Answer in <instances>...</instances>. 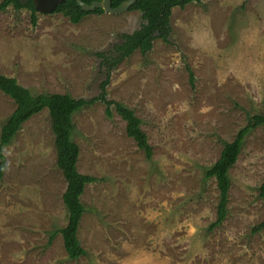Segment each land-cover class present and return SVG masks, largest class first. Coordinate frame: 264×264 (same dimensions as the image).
I'll return each instance as SVG.
<instances>
[{
  "label": "rangeland",
  "instance_id": "374dc122",
  "mask_svg": "<svg viewBox=\"0 0 264 264\" xmlns=\"http://www.w3.org/2000/svg\"><path fill=\"white\" fill-rule=\"evenodd\" d=\"M56 10H0V74L33 95L94 98L105 79L96 55L138 30L142 14L91 13L74 24ZM170 27L168 43L123 60L107 87L141 120L150 160L115 109L108 117L98 102L73 118L78 172L96 179L82 196L86 256L69 259L59 233L67 183L43 110L4 149L0 264H264V229L255 231L264 219V126L229 170L228 216L216 228L220 193L205 177L224 144L264 116V0L193 1L172 10ZM15 109L0 91V135Z\"/></svg>",
  "mask_w": 264,
  "mask_h": 264
},
{
  "label": "trees",
  "instance_id": "16d2710c",
  "mask_svg": "<svg viewBox=\"0 0 264 264\" xmlns=\"http://www.w3.org/2000/svg\"><path fill=\"white\" fill-rule=\"evenodd\" d=\"M81 1L91 4L94 1L102 0ZM125 1L127 0H111V5L113 8H118ZM193 1L199 2L200 0H138L130 11H138L142 14L144 22L140 28L132 34L123 35V41L115 45L109 52H100L96 55L100 59L101 66L105 68V79L99 85L98 96L94 98L74 99L68 94L33 95L27 88L19 85L16 79L0 74V91L16 104L15 111L3 125L0 135V178L3 177L6 168L4 149L12 144L24 123L43 110H48L52 132L55 136L57 166L62 171L67 183L63 201L68 212V224L59 233L63 237L66 253L71 260H78L86 256V251L78 240L80 222L86 211L82 203V196L85 187L96 181L95 178L78 172L80 148L73 140L75 133L73 118L82 108L98 102L106 106L108 117L113 115L115 109L119 117L126 122L127 136L136 142L137 147L150 160L153 149L148 143L147 135L141 129V120L133 110L117 101L108 99L107 87L110 82V74L123 60L129 58L136 51L143 55L147 54L152 49L155 40L161 39L168 43L171 34L172 10L175 7L182 9ZM9 6L16 10L28 9L32 11L33 15L36 14L32 0H4L0 4V10ZM56 12L63 14L72 23L78 24L85 16L91 13L102 14L104 11L97 9L93 12H85L78 5L77 0H65V3L58 6ZM35 23L36 20L33 17V24ZM190 80L193 84L194 77L192 75ZM259 126H264V116L252 117L232 142L224 144L220 158L213 167L206 171L205 177L216 180L220 193L216 221L211 225V228L220 226L228 216V192L231 184L229 170L235 165L245 138ZM259 195L264 202V181L261 184ZM263 229L264 219L255 231Z\"/></svg>",
  "mask_w": 264,
  "mask_h": 264
},
{
  "label": "water",
  "instance_id": "95a60500",
  "mask_svg": "<svg viewBox=\"0 0 264 264\" xmlns=\"http://www.w3.org/2000/svg\"><path fill=\"white\" fill-rule=\"evenodd\" d=\"M137 1L138 0H127L118 8L112 7L111 0L94 1L91 4L77 0V3L85 12H93L97 9H101L105 13L118 15L130 11L131 7H133ZM32 3L36 12L48 14L54 12L59 5L65 3V0H32Z\"/></svg>",
  "mask_w": 264,
  "mask_h": 264
}]
</instances>
